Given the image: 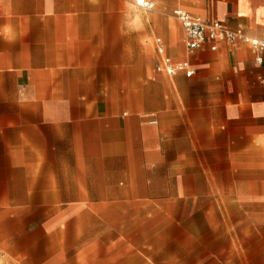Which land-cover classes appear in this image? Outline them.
<instances>
[{
	"label": "crops",
	"instance_id": "0c3cea01",
	"mask_svg": "<svg viewBox=\"0 0 264 264\" xmlns=\"http://www.w3.org/2000/svg\"><path fill=\"white\" fill-rule=\"evenodd\" d=\"M136 8L0 0V264H264V61L240 41L188 50L172 14L264 39V0ZM153 32L193 74L157 72L154 45L155 78L126 92L142 76L131 51ZM218 137L244 160L241 183L218 197L214 182L192 198L157 187L162 168L214 157ZM58 207L81 211L62 226Z\"/></svg>",
	"mask_w": 264,
	"mask_h": 264
},
{
	"label": "rangeland",
	"instance_id": "374dc122",
	"mask_svg": "<svg viewBox=\"0 0 264 264\" xmlns=\"http://www.w3.org/2000/svg\"><path fill=\"white\" fill-rule=\"evenodd\" d=\"M138 13L147 14L144 10L136 8ZM139 18V17H138ZM142 23L137 20V31H142ZM158 36L156 32H153L151 38L144 41L142 39L140 44L135 48V52L131 51L133 59L137 62V73L142 74L137 79H122V89L127 92L128 87L136 86L141 88L145 85V82L152 81L155 78L153 73V67L156 62V53L154 50V38ZM128 36L122 37V42H126ZM122 58L127 59V51L122 50ZM124 64V66H126ZM127 98V94L124 95ZM224 137H218V141H214V157H204L201 159H191L187 162H192L193 165H186L182 172L179 174L169 175L166 174L165 169L159 170L154 174V178L161 180L157 187L179 186L183 189L180 193V197H196L199 193H207L208 184L214 182V197H218L220 194H226L233 184L241 183L243 178L244 160L242 158H232L231 145L222 140ZM165 180H169L167 183ZM156 187V184H154ZM170 192V191H169ZM168 192V193H169ZM161 195L166 191H158ZM81 208H53L52 217H55L54 221L57 225L64 226L67 217L71 214H80Z\"/></svg>",
	"mask_w": 264,
	"mask_h": 264
},
{
	"label": "built area",
	"instance_id": "2783aa9c",
	"mask_svg": "<svg viewBox=\"0 0 264 264\" xmlns=\"http://www.w3.org/2000/svg\"><path fill=\"white\" fill-rule=\"evenodd\" d=\"M156 0H132L137 8L144 11H153ZM175 19L180 23L184 33V45L188 50H194L203 45H208L211 50L216 49L220 41L230 43L243 42L247 44L254 53V61L260 65L264 61V39L249 36L241 28L231 29L224 22L219 20H207L193 15L181 8L172 11ZM154 45L160 59L155 67L157 72H164L173 75L182 71L185 76L193 74L189 63L185 60L173 62L170 57L165 55L160 38H155ZM151 123H155L151 120Z\"/></svg>",
	"mask_w": 264,
	"mask_h": 264
}]
</instances>
